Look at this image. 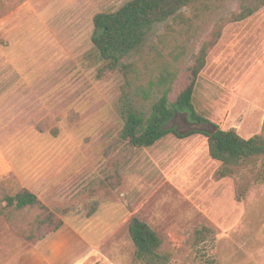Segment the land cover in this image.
Returning a JSON list of instances; mask_svg holds the SVG:
<instances>
[{"label":"rangeland","instance_id":"obj_1","mask_svg":"<svg viewBox=\"0 0 264 264\" xmlns=\"http://www.w3.org/2000/svg\"><path fill=\"white\" fill-rule=\"evenodd\" d=\"M130 1L0 0L4 155L26 156L29 163L40 158L33 165L46 179L34 192L95 242L97 253L86 264H264V158L222 176L228 168L209 157L203 136L168 135L149 148L123 140L126 112L145 119L159 94L146 102L127 97L122 74L105 70L92 36L96 15ZM200 3L196 31L180 38L185 55L169 100L188 84L185 67L223 22L193 93L194 111L207 123L195 124L183 112L165 128L264 137V2ZM246 10L252 12L246 19L231 21ZM162 32L155 27L147 39ZM10 189L0 181V264L13 263L28 246L11 225L36 217L29 212L12 224L14 210L5 207L16 193ZM133 217L156 233L165 261L136 256L128 234Z\"/></svg>","mask_w":264,"mask_h":264},{"label":"trees","instance_id":"obj_2","mask_svg":"<svg viewBox=\"0 0 264 264\" xmlns=\"http://www.w3.org/2000/svg\"><path fill=\"white\" fill-rule=\"evenodd\" d=\"M200 2L201 0H132L113 14H98L94 17L92 43L101 60L107 63L105 70L119 71L122 74L123 91L127 97L146 102L153 98L155 92L159 94L151 113L145 119L131 110L126 112L121 134L123 140L135 148H149L168 135L179 139L203 136L207 140L209 157L225 169L228 168L227 172L221 174L226 176L230 175L231 168L238 169L251 160L264 158L263 136L255 135L245 139L234 129L215 128L211 132L191 129L179 133L174 128H165L176 113L183 112H188L190 120L195 124L207 123V120L194 111L193 93L208 54L221 37L223 22L202 42L199 51L192 56L191 64L184 68L188 84L173 100H169L179 73L176 64L185 55V47L180 45V38L196 31L194 22L199 19L196 8L199 7L200 10ZM251 13L246 10L235 14L231 21H242ZM155 27L162 28L164 32L157 36L156 41L149 42L147 35ZM261 179H264V166ZM1 180H5L6 185L11 187L10 190L16 192L5 200V207L14 210L10 214L12 224L17 217L26 216L29 212L36 216L32 222H23L24 225H11L15 228L16 235L26 241V250L63 226V221L49 211L35 195L20 188L13 176L7 175ZM26 229L27 233L24 235L23 231ZM128 234L138 258L155 262L167 259V255L160 253L161 240L145 222L136 217L131 218ZM10 264H17V260Z\"/></svg>","mask_w":264,"mask_h":264},{"label":"crops","instance_id":"obj_3","mask_svg":"<svg viewBox=\"0 0 264 264\" xmlns=\"http://www.w3.org/2000/svg\"><path fill=\"white\" fill-rule=\"evenodd\" d=\"M6 145L0 143V179L7 175L13 176L20 186L43 203V193H35L33 189L40 188L46 179L41 178V166L36 168L33 165V162L39 161L40 158L36 156L37 160L32 158V163H29L26 156L12 154V159H9L2 151V147ZM67 216L62 217L63 226L56 233L21 253L17 264H86L97 253V245L76 229ZM74 221L84 224L76 216Z\"/></svg>","mask_w":264,"mask_h":264}]
</instances>
